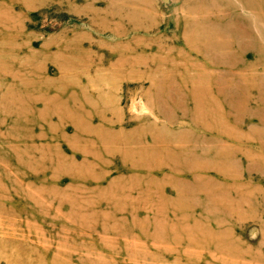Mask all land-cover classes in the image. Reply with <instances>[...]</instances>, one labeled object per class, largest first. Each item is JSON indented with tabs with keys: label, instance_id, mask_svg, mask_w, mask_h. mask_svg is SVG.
I'll return each mask as SVG.
<instances>
[{
	"label": "rangeland",
	"instance_id": "rangeland-1",
	"mask_svg": "<svg viewBox=\"0 0 264 264\" xmlns=\"http://www.w3.org/2000/svg\"><path fill=\"white\" fill-rule=\"evenodd\" d=\"M0 264H264V0H0Z\"/></svg>",
	"mask_w": 264,
	"mask_h": 264
}]
</instances>
